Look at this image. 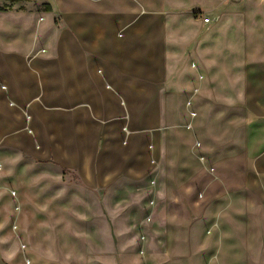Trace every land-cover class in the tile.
Instances as JSON below:
<instances>
[{
  "label": "crops",
  "instance_id": "1",
  "mask_svg": "<svg viewBox=\"0 0 264 264\" xmlns=\"http://www.w3.org/2000/svg\"><path fill=\"white\" fill-rule=\"evenodd\" d=\"M16 162L47 169L56 264L185 255L243 197L263 237L264 0H0V177Z\"/></svg>",
  "mask_w": 264,
  "mask_h": 264
},
{
  "label": "rangeland",
  "instance_id": "2",
  "mask_svg": "<svg viewBox=\"0 0 264 264\" xmlns=\"http://www.w3.org/2000/svg\"><path fill=\"white\" fill-rule=\"evenodd\" d=\"M187 120L186 113L183 121ZM16 164L18 165L14 169H6L9 171H5V175L0 177V185L5 187L4 201L0 205V219L4 220L3 224L0 223V233L4 236L5 254L0 256V264H56L55 257L46 255L47 249L56 248L61 243L50 235L51 226L55 228V222L51 224L50 218L48 222L45 221L42 177L47 169L43 166L26 165L24 162ZM14 190L17 196L23 198L20 217V203ZM230 207L232 209L223 227L224 239L221 240L220 234L215 230L212 236H207L212 238L186 240L185 243L191 244V248L185 250V255L152 257L147 252L150 256L148 264H264V236L260 237L256 233V218L261 217H256L254 200L250 197L234 199ZM68 220L64 218V223L57 225L58 229H68ZM123 226L122 223H115L117 229ZM201 230L200 224L194 225L189 235L200 234ZM122 242H126L129 247L136 243L135 240ZM139 256L138 260L143 262Z\"/></svg>",
  "mask_w": 264,
  "mask_h": 264
},
{
  "label": "built area",
  "instance_id": "3",
  "mask_svg": "<svg viewBox=\"0 0 264 264\" xmlns=\"http://www.w3.org/2000/svg\"><path fill=\"white\" fill-rule=\"evenodd\" d=\"M205 21H208V18L206 17L205 19H204ZM1 168H2V165L0 164V170H1ZM151 216V215H150ZM149 216V217H150Z\"/></svg>",
  "mask_w": 264,
  "mask_h": 264
}]
</instances>
